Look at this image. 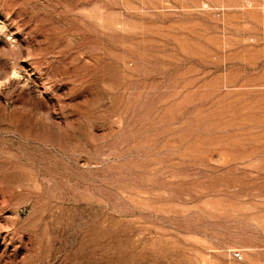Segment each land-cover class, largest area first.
Listing matches in <instances>:
<instances>
[{"label": "rangeland", "instance_id": "obj_1", "mask_svg": "<svg viewBox=\"0 0 264 264\" xmlns=\"http://www.w3.org/2000/svg\"><path fill=\"white\" fill-rule=\"evenodd\" d=\"M0 264H264V0H0Z\"/></svg>", "mask_w": 264, "mask_h": 264}, {"label": "built area", "instance_id": "obj_2", "mask_svg": "<svg viewBox=\"0 0 264 264\" xmlns=\"http://www.w3.org/2000/svg\"><path fill=\"white\" fill-rule=\"evenodd\" d=\"M236 256H241L240 253L238 251L235 252Z\"/></svg>", "mask_w": 264, "mask_h": 264}]
</instances>
